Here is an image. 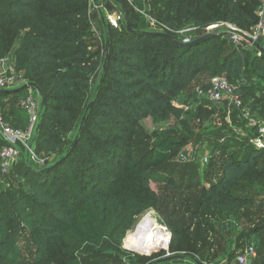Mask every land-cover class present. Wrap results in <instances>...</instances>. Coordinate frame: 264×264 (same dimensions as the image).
Returning <instances> with one entry per match:
<instances>
[{
    "label": "trees",
    "instance_id": "obj_1",
    "mask_svg": "<svg viewBox=\"0 0 264 264\" xmlns=\"http://www.w3.org/2000/svg\"><path fill=\"white\" fill-rule=\"evenodd\" d=\"M92 1L0 0V59L13 56L17 72L43 92L45 105L34 146L39 156H58L59 160L49 170L27 160L21 163L22 178L30 192L22 186L11 188V176L7 177L10 190L0 189V264L120 262L126 234L146 211L158 210L166 201L152 189L156 182L175 192L202 188L195 208L181 210L180 205L174 216H164L165 226L173 234L170 253L175 249L200 264L228 263L254 238L264 244L263 203L236 193L247 183L264 184V150L251 142L261 127L257 123L247 127L243 118L249 112L244 107L247 101L264 109V56L248 39L242 46L234 44L228 29L221 26L230 24L242 35L254 34L262 0H154L151 16L160 11L165 32L177 41L178 32L187 26L195 28L193 41L209 27L220 25L217 36L190 48L174 45L160 32L142 30L132 8L120 0L112 1L123 9L124 28L103 22L97 33L93 30ZM94 1L99 4L102 0ZM106 9L113 11L109 4ZM205 72L213 78L225 74L230 83L237 84L243 108H233L231 119L249 138L239 142L242 145L237 152L227 154L235 140L231 129L220 135L207 134L206 140L200 136L198 149L205 141L215 146L208 162V175L213 174L214 180L205 185L193 182L197 171H187V184L167 173L157 176V170H150L158 166L154 154L169 156L188 140L160 138L154 150L146 155L145 150L139 157V126L146 119H181L183 110L175 107L174 101L189 93L198 75ZM24 90H0V115L13 127L23 120ZM215 104L206 98L197 114L186 115L180 122L182 135H191L192 119L199 120V127L209 123L215 117ZM228 104L221 103L224 119ZM209 105L215 108L209 110ZM4 145L0 140V152ZM217 152L221 154L216 156ZM259 191L264 193V185ZM210 206L221 207L230 224L215 226L210 219L202 220V210ZM211 215L216 212L212 210ZM251 219L254 230L251 222L240 228V222ZM238 229L242 232L235 234ZM28 233L36 250L31 262L23 259L19 248ZM258 259L257 250L254 264ZM145 260L146 264L181 261L159 263L140 258L138 262Z\"/></svg>",
    "mask_w": 264,
    "mask_h": 264
},
{
    "label": "rangeland",
    "instance_id": "obj_2",
    "mask_svg": "<svg viewBox=\"0 0 264 264\" xmlns=\"http://www.w3.org/2000/svg\"><path fill=\"white\" fill-rule=\"evenodd\" d=\"M120 1L122 2L123 5L128 4L132 8L133 12L140 19L142 30H145L146 32L152 31L156 33L158 32L167 33L165 32L166 29L164 28L163 23L160 21L161 19H163V17L161 16V12L159 11V13H157V15H155L154 17L151 16L150 11L152 10V7H153L152 3L154 0H120ZM107 4L112 6L113 8L112 12H109L106 9ZM263 4H264V0H262L261 7L258 10L259 14L261 13L263 9V6H264ZM91 14H92L91 17H92V23H93V30H95L97 33L101 31L103 22L104 24H111L109 22L110 18L116 19L119 23V27L122 29L124 28L123 9L121 5L115 1L102 0L99 4L98 3L95 4V1L93 0ZM260 16L259 18L261 21L262 19ZM213 31L215 30L210 31V33ZM194 33H195V28L193 26L185 27L178 33L180 42H185V40L187 39H191L192 41ZM258 35H259V38L253 41L264 48V30L262 31L259 30ZM100 39H101V45L103 46L105 39L102 37ZM5 58H9L14 64V66L16 67V60L13 56L5 57ZM193 68L194 67L192 66L191 71L193 70ZM246 76L247 75H245V77ZM220 77L227 78L225 74L221 75ZM98 79H99V76L95 78L94 83H96ZM212 79H213V76L210 75L209 73H206V72L200 73L197 79L192 84L189 93L181 96L179 99H176L174 101V106L183 110V116L181 119L178 120L176 118H173L169 121H155L153 119H146L142 121V123L140 124L139 130H138V137H137V140H138L137 150L139 152L138 153L139 157L142 156L145 150H146V152L144 153L145 155L149 151L154 150V147L157 144V140L160 138L162 140H167V139L176 140V141L188 140L187 143H185V145L182 146L183 148L180 147V148L175 149L173 151V154L169 156L160 158L158 157L157 153L154 154L155 157L153 161L157 162L158 166L157 167L152 166L150 170H157V176H162L163 174L167 173V175H173L175 180L181 182L182 179L184 181L186 180L185 174L187 173V171H193V172L197 171V178L194 179L193 182L197 185L198 183L202 182L201 184L205 185L210 180H214V178H212L213 174L211 177L208 175L211 172L210 171L211 169L210 168L208 169L209 165L208 163L204 161V159L213 158L212 155H213V150L215 146L208 145L205 141L203 143V146H200L199 147L200 149H198V146L196 144L199 142L200 136L204 135V140H206L207 134L214 133L213 135H216V134L220 135L222 131L225 133L229 131V129H231L232 132H234L235 134L233 137L235 140L232 141L231 147L229 151H227V154H232L233 152H237L241 148V145H242L239 142H244V140H248L249 138L248 134L244 133L241 128H237V124L235 122L233 123L231 119V114H229V106H228V116L224 119V110H222L223 107L221 106V104H215V107H216L215 115H214L215 117L209 123H207L203 127H199V120L192 119L191 130H190L191 135H184V136L182 135L184 128L180 122H182V120H185L186 115H188L190 112H192L193 114H197L200 106L202 105V102L206 100L205 95L209 94L210 87L208 88V84L209 82L211 83ZM253 81L254 79H252L251 82ZM243 82H247V81L243 80ZM262 82L264 83V80ZM254 83L256 84L257 82L254 81ZM231 84H234V82L231 81ZM235 86L237 87V84ZM32 90L31 88L25 89L24 93L21 94V101L30 94H32V96L39 97V93H37L38 91L36 92L35 89H32ZM201 92H203L204 95H201L202 94ZM213 105H209V110H213L215 108ZM244 107L249 108V112L243 115V118H245L247 121L246 126L249 127L250 124L257 123L258 126L264 127L263 107H261V105L251 106V103L248 101ZM252 107L253 109L255 107L256 108L254 109V112L251 114L250 109H252ZM241 119L242 118H239L238 120H241ZM20 120L21 122L22 121L23 122L22 123L20 122L19 126L17 127L14 126V128L20 129L24 132L27 131L29 128V115L27 114L26 111L24 113L23 120L22 119ZM193 131H195L197 134H193ZM27 144L30 147L29 149L26 148L25 146L20 147L19 155L15 158L12 164V168L10 170L11 174H10V171L9 173H0V189L4 191L10 190V187L13 185L11 188H19L16 186H22L23 188H25L27 191L30 192V189L27 186V182L22 178V174L24 173V170L19 168L21 163L24 160H27L28 152H32L31 160L33 156L39 157L38 164H34L33 160H32L33 162L31 161L30 163L33 166L38 167V168L45 167L46 169L48 167L55 166L56 165L55 163L59 161V160L57 161L58 156H53V157H46V156L43 157L42 155L39 156L36 153V147L34 146V137L30 141H28L26 145ZM181 148H182V151L179 152ZM220 154H221L220 152H217L216 156H219ZM182 155H185L186 157L189 156V159L182 161ZM217 159L219 160V157H217ZM196 164L200 165L199 170L198 168H196ZM160 166H168V167L165 170H162V169L158 170ZM8 176H11V179H12L11 181L14 182L12 185H11V181L7 180ZM189 180H186L185 184H187L186 182ZM260 184L261 186L264 185L263 183H260ZM260 184L259 185L255 183L254 184H251V183L244 184L241 186L242 187L241 189L236 191V193L237 195H241L243 197L252 196L254 199H256L257 204L263 203L264 205V193H261L259 191L261 189ZM151 187L162 198H165L166 201L163 202V207L159 208L158 210L149 209L148 211H146L144 215L139 219L137 226L126 234V236L122 240V246H123L122 248L125 250L124 254H122L120 262H115L113 264H146L147 260L143 261L142 263L138 262V260L140 258H144V259H150L152 262L156 260L157 262H159L160 259L165 258L166 254L163 255V253H165V249L155 250L153 251V253L151 252L152 254H149V255L130 250L128 247L133 248L132 247L133 239L131 238L132 234H135L137 232V229H139L140 225L144 222L145 218L148 215H152L156 219L159 225L164 227L168 233L170 232L172 234V232L167 228V226H165L166 225L165 223L167 222L165 221L164 216L165 215L174 216V212L178 211V209L180 208V205L182 206L181 210H187V209L192 210V208H195L194 206L199 200V196L202 190V188H197L198 186L197 187L195 186L196 188L190 192L185 191V190H183L182 192H175L172 189H170L168 185H165V184L163 185L158 182L152 183ZM101 190H103V188H101ZM169 200L170 201L172 200L173 202H170ZM213 207L214 206H210V207L203 209L201 212V216H200L201 219L202 220L210 219L215 224V226H218L220 223L221 224L227 223L229 225L230 220L224 214L225 212L223 211V209L221 207L220 208H213ZM212 210L216 212V215H211ZM248 222H251L250 228L254 230L256 225L254 224L253 219H251V221L246 220V221L240 222V225H241L240 228H243L245 225H247ZM241 232L242 230L238 229L235 232V234H240ZM172 238H173V234H172ZM32 240L33 239L30 238L29 233H28L27 236L23 238L22 240L23 242H20L19 244V248H21L22 250L23 259L25 261L29 260V262L34 261L35 252H36L33 246ZM250 242H249V245L248 243H246V245L248 246L245 245L246 247L245 246L244 247L247 248L249 246H254L259 252L258 264H264V244L262 243V240L260 242L254 238V241H250ZM245 248H243L242 250H244ZM173 250L170 253L173 256L186 257L184 254L174 252ZM183 260H191V259L188 258V259H183ZM178 262L179 261L174 262V264H177ZM212 263H218V262L212 261Z\"/></svg>",
    "mask_w": 264,
    "mask_h": 264
},
{
    "label": "built area",
    "instance_id": "obj_3",
    "mask_svg": "<svg viewBox=\"0 0 264 264\" xmlns=\"http://www.w3.org/2000/svg\"><path fill=\"white\" fill-rule=\"evenodd\" d=\"M259 16L262 20L260 21L259 26L257 27V30L254 34L242 35V33L237 27L230 24H222L221 26H224L228 29V36L233 43H235L237 46H242L243 41L246 39H258V31L264 30V6ZM109 22L113 27L119 28V23L116 19L110 18ZM219 27L220 25L211 26L206 30V32L208 33L212 30H217ZM244 36L247 38H245ZM190 42L191 39H187L184 43ZM28 84L29 83L24 78V76L17 72L16 67L9 58L0 59V90L14 91ZM201 93V95H204L203 92ZM205 96L207 99L216 104H221L224 101H228L229 114H231L233 108H243V102L241 96L237 93V87L231 84L230 81L225 77L219 76L213 78L211 80L209 94ZM41 102L42 98L40 95L39 97H37L32 96V94L28 95L21 101V106L23 110H25L29 115V128L25 132L9 125L7 122L4 121L3 117L0 115V138L5 143L3 149L0 152L1 170L3 173H7L11 170L15 158L19 155L20 146H25L28 149L30 148L28 144L26 145V143L30 141L33 137L35 138L37 134L41 113ZM251 142L258 150H264V127L260 128L259 136L257 138L252 139ZM31 153L32 152H28L27 161L31 163V161L33 160L34 162H32L34 164H38L39 157L33 156L31 160ZM188 159L189 156L186 157L185 155H182V161ZM204 161L208 163L209 159H204ZM170 235L172 239V234L170 233ZM171 242L172 240L170 241V245ZM170 245L168 246V248H165L166 257L171 256L169 252ZM129 249L135 251L131 248ZM256 258V248L254 246H249L237 256L236 264H254Z\"/></svg>",
    "mask_w": 264,
    "mask_h": 264
},
{
    "label": "bare ground",
    "instance_id": "obj_4",
    "mask_svg": "<svg viewBox=\"0 0 264 264\" xmlns=\"http://www.w3.org/2000/svg\"><path fill=\"white\" fill-rule=\"evenodd\" d=\"M131 238L133 239V248L131 249L142 254H152V251L168 248L172 240L170 233L159 225L152 215H148L145 218L144 222L137 229V232L132 234Z\"/></svg>",
    "mask_w": 264,
    "mask_h": 264
},
{
    "label": "water",
    "instance_id": "obj_5",
    "mask_svg": "<svg viewBox=\"0 0 264 264\" xmlns=\"http://www.w3.org/2000/svg\"><path fill=\"white\" fill-rule=\"evenodd\" d=\"M160 36L170 40L174 45L180 47V48H190L192 46H195V45H198L200 43H203L211 38H214L215 36H217L218 34V31L215 30L213 32H208L206 33L205 35L197 38L196 40L190 42V43H184V42H180V41H177L175 40L171 35L167 34V33H158ZM249 42H251L252 44H254L256 46V48L259 50V52L264 56V48L262 46H260L259 44H257L256 42H254L252 39H248ZM108 46H109V43H107V49H106V52H108ZM24 89H35L38 91L39 95L41 96L42 98V102H41V110L44 108V105H45V100H44V95H43V92L41 91V89L34 83H29L28 85H25L23 86ZM92 107V105H90V108ZM85 121V119H84ZM40 129V125L38 126V130ZM77 142V139L76 141L74 142V145L75 143ZM74 146H72L73 148ZM72 148L70 149V151L72 150ZM58 163L55 165L57 166ZM54 166V167H55ZM52 167V166H51ZM51 167H48L46 168V170H49ZM185 259V257H181V256H168V257H165V258H162L159 260V263H167V262H172V261H175V260H183ZM197 264H200V263H197Z\"/></svg>",
    "mask_w": 264,
    "mask_h": 264
},
{
    "label": "crops",
    "instance_id": "obj_6",
    "mask_svg": "<svg viewBox=\"0 0 264 264\" xmlns=\"http://www.w3.org/2000/svg\"><path fill=\"white\" fill-rule=\"evenodd\" d=\"M0 140L4 143V141L0 138ZM21 147V146H20ZM197 264L195 261L193 260H182V261H179L177 264ZM219 264H236V259L235 261H232V262H222V263H219Z\"/></svg>",
    "mask_w": 264,
    "mask_h": 264
}]
</instances>
